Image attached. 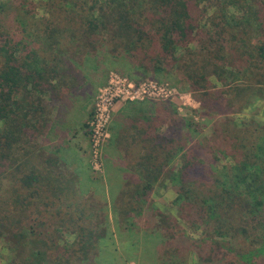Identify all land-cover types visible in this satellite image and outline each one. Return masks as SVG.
<instances>
[{
    "label": "trees",
    "instance_id": "16d2710c",
    "mask_svg": "<svg viewBox=\"0 0 264 264\" xmlns=\"http://www.w3.org/2000/svg\"><path fill=\"white\" fill-rule=\"evenodd\" d=\"M79 60L90 72L110 64L135 81L134 72L161 82L178 71L204 112L183 115L171 102L146 100L125 103L117 115L105 151L108 161L112 153L120 160L116 174L131 177L114 202L129 240L136 232L154 259L162 247V264H191V255L194 264H264V124L231 118L264 99V0H6L0 242L7 264H112L107 230L87 207L105 203L79 196L70 170L35 143L48 104L76 94ZM166 181L198 238L147 205ZM136 213L145 231L133 221Z\"/></svg>",
    "mask_w": 264,
    "mask_h": 264
},
{
    "label": "rangeland",
    "instance_id": "374dc122",
    "mask_svg": "<svg viewBox=\"0 0 264 264\" xmlns=\"http://www.w3.org/2000/svg\"><path fill=\"white\" fill-rule=\"evenodd\" d=\"M0 1H6V0H0ZM208 11L212 13L213 9L212 10L209 9ZM38 13L39 15H43L42 9H40ZM198 46H199L198 42L193 43L191 45V48L195 49ZM98 58H100V56ZM98 58L96 57V60ZM79 62L77 64V67L73 69L75 72H72L73 78H76V81L72 80V83H74L72 89L73 91L76 92V94L71 96V94L65 92V94L61 97V100H59L58 98L59 96H57L56 99H53L52 102L48 104V108L46 109H47V113L51 112L54 114L53 110L55 104H59L61 102L62 104L60 105H63L62 106L63 109H60V111L58 110L59 117L61 119H66L65 127L68 128L69 125H71L72 127H74V129L75 128L77 129V130L75 129L76 131H78L77 133L80 138V142H79L80 155L83 158L84 165L81 166L80 169L81 172H78L79 174L75 173V177L79 176L78 179L81 180L79 183L77 182L79 190L83 191V193L81 192V195L88 196L87 195L88 193H86L87 191L90 192L92 190H104L103 192H107L110 190L113 191V188L114 189L121 188L122 186L121 182L111 181L112 179L115 180L117 176L124 177L122 179V182L131 179V177L127 178V176H124V174L119 171L118 174H116V167L120 165V160L119 158H117L116 161L114 157L116 155L112 153L113 160L108 161L107 160L108 157L106 156L107 152L105 151V147L109 143L112 137L111 130H112V126H114L117 115L124 107L125 103L128 102L120 99L114 104L111 111V118L108 124V133H107L108 136L101 141V145H99V147H94V143L91 135L92 128L90 129V125L93 120V114L92 116H90V114L93 113L96 108V102L100 89L108 85V82L110 81L111 78V73H117V72L108 69L110 68L109 67L110 64L107 67H104L103 65L101 66L93 65L94 70L90 72L87 69V66H85V64L82 61L79 60ZM172 71L168 74L166 73L165 74L166 77L162 75L163 77H161V80L163 81L161 82L149 78L140 79L138 78V72H134L133 77L139 80L137 81L133 79L132 80L139 83L153 81L159 84L169 85L171 88L175 89V91H172V95L167 102H171L175 104L183 115L189 114L194 117L203 116L204 112L200 111L202 107L201 103L197 101L190 92L185 91L186 87L180 81L178 71L175 72ZM191 110L197 111L199 116L191 112ZM231 118L233 119L234 123L235 122L250 123L251 121H257L258 123L264 124V99L252 103L248 107V109H246L244 112H242L241 114L233 115L231 116ZM196 120L200 121L201 118L200 119L196 118ZM203 121L205 120L203 119ZM44 126H47V117L45 118ZM210 128L211 127L209 128L207 127L206 134L211 133ZM166 129H167L166 127L163 128L164 133L172 136L173 132L169 133ZM96 154H98V157H96ZM109 157L111 158V156ZM227 163L228 162L226 160H223L221 161L219 167H223ZM112 164L113 166H111ZM112 167L115 168V172L111 171ZM108 171L112 173L111 176H109ZM68 176L70 178H73V176L71 175V171H69ZM86 178L90 179V181L86 180ZM88 198L85 200H88ZM175 198H176V193L174 189L172 188L171 184H169L168 181H166V182H162V184L154 188V191L151 194L147 205L151 204L155 207L156 215H158V212H160L163 213L164 215L173 218V220L175 219L174 220L176 221L175 223L177 224V226L181 228L182 232L186 233L191 238H195V239L198 238L200 236V232H196L194 229H192L191 226H189L179 216L178 211L174 206ZM98 199L102 200V198H98ZM137 215L138 214L136 213L131 217L133 218V221L136 223V225L139 227L141 226V228L145 231V226L147 227V224L144 223L146 221H144V217L140 219V217H137ZM46 216L47 214L46 215L44 214L43 221L44 219L46 220ZM50 224H52L51 221ZM19 225L21 227V224ZM164 231L165 230H163V232ZM134 233L135 234L134 235L132 234V237L135 239L138 236L136 232ZM70 238H71L70 235L67 236L68 240L73 241ZM128 248L129 247L127 246V244L122 243V241L120 246L117 247L118 251H124L127 250ZM160 249L161 250L159 251V258L158 257L156 259L153 258V261L150 260L149 262H152V264L153 262H158V264L163 263V261H161L163 260L162 256L164 257L166 253L164 252V250H162L163 249L162 247ZM208 256L214 257L213 254L212 255L204 254V257H208ZM7 262H8V255L6 251L3 250L2 243L0 242V264H7ZM195 262H196L195 257L191 255L190 263L194 264ZM129 264H147V263L132 260L130 261Z\"/></svg>",
    "mask_w": 264,
    "mask_h": 264
},
{
    "label": "crops",
    "instance_id": "0c3cea01",
    "mask_svg": "<svg viewBox=\"0 0 264 264\" xmlns=\"http://www.w3.org/2000/svg\"><path fill=\"white\" fill-rule=\"evenodd\" d=\"M61 102L59 104H55L54 114L49 112L44 114V120L47 117V126L44 124L35 132V143L39 146V149H44L48 152L49 156H54L61 161L70 171L71 175L74 179L78 181L79 176L75 177V173L79 174L81 172V166L84 165L83 158L80 155V138L78 135V131L74 129L71 125L69 127H65L66 119H61L58 114V110L63 109ZM48 108V107H47ZM63 122V123H62ZM44 126V127H43ZM47 127V128H46ZM46 128V131H45ZM78 166V167H76ZM123 176H117L115 180H111L112 182H122ZM86 180L90 181V179L86 178ZM119 189H114L113 191L103 192L104 190H92L88 193V196H82L81 190H77V194L85 199L88 197H96L102 198L105 206H87L89 210L94 208V212L100 216L93 218L94 224H101L102 228H106L107 230V240L105 241L107 246H110L109 251L111 254H107V258L112 259V264H129L130 261H141L147 264H152L149 262L153 261L152 255L150 254V250H144V245L142 244V240H139L136 237L134 240H129V233L125 229H120L115 214H118L119 207L115 206V198L119 196ZM99 201V200H98ZM108 204V205H107ZM121 231V232H118ZM72 240L75 238L70 236ZM128 238V239H127ZM71 241V240H70ZM122 243L127 244L129 247L127 250L118 251L117 247ZM128 251V252H127Z\"/></svg>",
    "mask_w": 264,
    "mask_h": 264
},
{
    "label": "built area",
    "instance_id": "2783aa9c",
    "mask_svg": "<svg viewBox=\"0 0 264 264\" xmlns=\"http://www.w3.org/2000/svg\"><path fill=\"white\" fill-rule=\"evenodd\" d=\"M172 91H175V89L169 85L153 81L139 83L119 73H111L108 85L99 91L96 108L93 112V120L90 125L94 147H99L101 141L108 136L111 111L118 100L122 99L127 102L146 100L167 102L172 95ZM96 157H98V154H96Z\"/></svg>",
    "mask_w": 264,
    "mask_h": 264
}]
</instances>
